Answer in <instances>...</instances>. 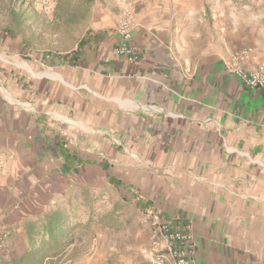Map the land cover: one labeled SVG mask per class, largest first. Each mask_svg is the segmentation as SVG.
<instances>
[{
	"label": "crops",
	"instance_id": "1",
	"mask_svg": "<svg viewBox=\"0 0 264 264\" xmlns=\"http://www.w3.org/2000/svg\"><path fill=\"white\" fill-rule=\"evenodd\" d=\"M113 1H89L70 52L32 53L0 30L4 255L25 248V221L87 188L100 221L69 249L89 258L69 263L149 264L151 213L191 235L194 264H264V94L226 64L246 49L244 68L264 63V0H133L129 39Z\"/></svg>",
	"mask_w": 264,
	"mask_h": 264
},
{
	"label": "trees",
	"instance_id": "2",
	"mask_svg": "<svg viewBox=\"0 0 264 264\" xmlns=\"http://www.w3.org/2000/svg\"><path fill=\"white\" fill-rule=\"evenodd\" d=\"M92 0H85L87 4ZM31 0H0V7L8 9L11 23L3 30L12 38H17L20 35L25 23L31 21L33 16L39 15L33 6ZM66 9L60 3L55 6L53 11V20L61 19L64 24H72L77 19L78 15L70 12L62 14ZM82 38L78 45L86 40ZM87 188H82L77 193V198H81V202L62 203L56 210H51L44 213L35 220H27L23 223V233L26 239V246L19 253H13L2 264H59L60 254L74 243L73 234L80 228L87 231L89 229L88 220L81 226L80 223L74 221L76 213H79V208H83L89 212V193ZM86 193H88L86 195ZM87 201H86V199ZM71 207V212L68 208ZM76 212V213H74ZM72 215V216H71Z\"/></svg>",
	"mask_w": 264,
	"mask_h": 264
},
{
	"label": "rangeland",
	"instance_id": "3",
	"mask_svg": "<svg viewBox=\"0 0 264 264\" xmlns=\"http://www.w3.org/2000/svg\"><path fill=\"white\" fill-rule=\"evenodd\" d=\"M31 1V6L35 8L39 15L33 16L31 21L26 22L20 32V35L17 37L21 41L23 48L28 49L32 53L40 52L52 55L74 50L80 38L86 33V31L89 30V4H87L85 0ZM113 2L116 6L108 7L111 9H117V13H119L118 15H120V17L123 10L131 9L129 4H133V0H114ZM58 3H60L61 6H65L66 9L68 8L70 12L72 11L78 15L74 23L67 25L64 24L61 19H57L56 21L53 20V11ZM66 9L62 11V14L67 12ZM97 14L101 15L99 12H97ZM10 23L11 17H9L8 9L6 7H0V29L3 30ZM79 211L78 217H75L73 220L83 226L88 220L87 211L83 208V206L79 208ZM97 221L100 220L89 219V224L93 222L95 224ZM91 237L89 229L86 231L84 228L80 227L77 232L73 234L74 243L77 242V245L89 242ZM6 239H9L11 245L13 242V236L10 232H8ZM70 246L66 247V249L60 254V259L58 261L59 264H72L69 263V260L76 261L78 259L89 258V250H85L82 245H79L77 250L71 252L69 250ZM7 249L5 248L0 252L1 260L4 256L5 260L9 258V253L8 255H4L5 253H3ZM2 261H0V264H2Z\"/></svg>",
	"mask_w": 264,
	"mask_h": 264
},
{
	"label": "built area",
	"instance_id": "4",
	"mask_svg": "<svg viewBox=\"0 0 264 264\" xmlns=\"http://www.w3.org/2000/svg\"><path fill=\"white\" fill-rule=\"evenodd\" d=\"M134 27L132 9L123 10L118 32L124 39H129ZM113 52L116 55L127 56L130 60L136 56V48L126 44L115 47ZM249 54L248 49L233 52L226 63L227 67L246 86L264 94V63L259 64L255 70L244 68L242 64ZM140 224L149 228L153 237L150 250L145 257L149 264H166L167 259H170L172 264H194L192 237L189 233L173 229L168 222L151 213L144 214ZM7 234H0V252L10 246L9 239H6ZM161 241L166 242V246L162 248L164 251H160Z\"/></svg>",
	"mask_w": 264,
	"mask_h": 264
}]
</instances>
